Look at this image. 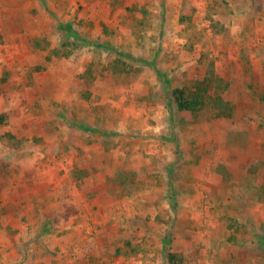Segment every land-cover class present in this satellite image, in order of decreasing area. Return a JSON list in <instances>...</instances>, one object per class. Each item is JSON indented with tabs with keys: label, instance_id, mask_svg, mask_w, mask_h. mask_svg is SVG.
Wrapping results in <instances>:
<instances>
[{
	"label": "rangeland",
	"instance_id": "rangeland-1",
	"mask_svg": "<svg viewBox=\"0 0 264 264\" xmlns=\"http://www.w3.org/2000/svg\"><path fill=\"white\" fill-rule=\"evenodd\" d=\"M0 115V264H264V0H0Z\"/></svg>",
	"mask_w": 264,
	"mask_h": 264
},
{
	"label": "trees",
	"instance_id": "trees-1",
	"mask_svg": "<svg viewBox=\"0 0 264 264\" xmlns=\"http://www.w3.org/2000/svg\"><path fill=\"white\" fill-rule=\"evenodd\" d=\"M163 78L166 81V84L168 85L170 83L169 78L165 76H163ZM172 95L175 98L178 107L181 110H186V109L195 110L203 102V96L201 94L200 87H197L196 89H194V91L191 92H187L182 88H174ZM0 121H3V115H0ZM168 257L170 261L179 264L183 263L184 261V255L180 252H170L168 254Z\"/></svg>",
	"mask_w": 264,
	"mask_h": 264
}]
</instances>
